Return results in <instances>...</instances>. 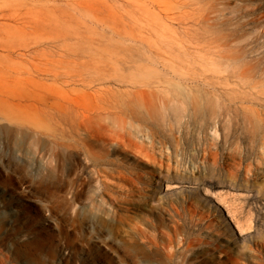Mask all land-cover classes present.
Wrapping results in <instances>:
<instances>
[{
    "label": "rangeland",
    "instance_id": "1",
    "mask_svg": "<svg viewBox=\"0 0 264 264\" xmlns=\"http://www.w3.org/2000/svg\"><path fill=\"white\" fill-rule=\"evenodd\" d=\"M200 1L264 99V0H0V264H264V132L199 111L166 17Z\"/></svg>",
    "mask_w": 264,
    "mask_h": 264
},
{
    "label": "bare ground",
    "instance_id": "2",
    "mask_svg": "<svg viewBox=\"0 0 264 264\" xmlns=\"http://www.w3.org/2000/svg\"><path fill=\"white\" fill-rule=\"evenodd\" d=\"M198 9L199 11H196V13L199 14L193 17V24H190L189 20L186 21L189 14H184L183 12L176 16L167 13L166 17L168 19H178L182 26V53L184 54L182 55L183 58H178L179 61L182 59V65H179L180 67H183L181 77L185 83L194 82L199 87V89L195 91L199 111L203 113L208 112L215 116V118H219L222 115H228V127L234 133L238 128L243 131L244 135L249 137H252L257 132H264V99H261V96L254 94L255 92H253V90H255V86H253V83L248 80L246 70H228L226 69V66V73L221 70V65H223L222 49L216 43L213 36L209 37L208 34L200 31V23L205 20L203 12V10L205 11V7L203 2H199ZM174 45L176 44L174 43ZM170 54L172 53L170 52ZM172 57H174L173 54ZM219 85L221 87H219ZM223 97L226 98V102H224ZM256 98L259 101L253 100ZM113 122H115V120ZM126 124L127 122L123 121L121 124L115 125V128L121 127L122 129H126L128 136L130 137V134H133V131L135 132V128H132L133 124L131 123H129L130 128L127 127ZM164 181L165 180L161 178L157 182L158 184H161ZM183 183V181L176 182L179 187H181ZM160 187L161 186H159V188Z\"/></svg>",
    "mask_w": 264,
    "mask_h": 264
}]
</instances>
